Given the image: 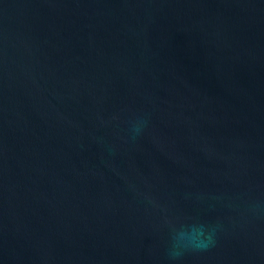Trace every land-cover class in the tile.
I'll use <instances>...</instances> for the list:
<instances>
[{
  "label": "water",
  "instance_id": "95a60500",
  "mask_svg": "<svg viewBox=\"0 0 264 264\" xmlns=\"http://www.w3.org/2000/svg\"><path fill=\"white\" fill-rule=\"evenodd\" d=\"M0 264H264V0H0Z\"/></svg>",
  "mask_w": 264,
  "mask_h": 264
}]
</instances>
